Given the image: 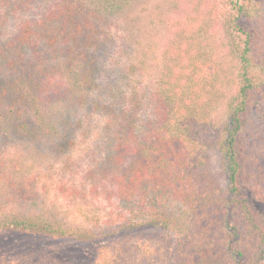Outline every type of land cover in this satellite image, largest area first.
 <instances>
[{"label": "trees", "instance_id": "1", "mask_svg": "<svg viewBox=\"0 0 264 264\" xmlns=\"http://www.w3.org/2000/svg\"><path fill=\"white\" fill-rule=\"evenodd\" d=\"M263 10L264 0H183L178 5L182 14L172 24L163 61H157L160 80L149 92L152 113H143L142 126L134 129L141 101L133 95L136 110L132 107L124 118L130 127L123 130L126 124L121 125L109 161L97 169L103 179H113L119 220L106 221L102 228L95 220L90 228L73 229L53 225L40 214H2L0 234H46L96 244L91 259L77 258L75 253L68 264H152L169 253L173 264H264V215L248 194L242 157V131L251 98L258 93L264 96V78L259 83L252 74L253 55L263 38L258 28ZM80 14L84 11L77 0H61L50 14L34 24L22 23L12 39L3 40L0 65L14 68L26 62L32 67L26 80L5 91L14 104L3 103L9 106L7 112L0 110V122L5 117L14 122L11 113L25 114L24 123L33 122L32 129L43 132L46 125V133L57 142V123L69 111L62 105L70 103L73 109L85 105L93 85L91 70L82 62L93 44L85 36L88 23ZM218 32L223 35L222 46L219 41L212 43ZM77 43L81 50L73 53ZM129 69L142 72L146 68L138 62ZM52 73L64 80H54ZM232 80L233 94L228 97L224 85ZM54 81L57 87L52 86L51 95L64 102L47 104L50 101L38 96L31 99L34 103L28 101L33 86ZM223 99H228L225 129L211 134L210 123ZM204 134L215 142L213 147L221 156L225 187L201 167L207 153ZM111 167L116 174L110 173ZM15 258L19 259L18 253ZM30 264L47 262L40 256Z\"/></svg>", "mask_w": 264, "mask_h": 264}, {"label": "rangeland", "instance_id": "2", "mask_svg": "<svg viewBox=\"0 0 264 264\" xmlns=\"http://www.w3.org/2000/svg\"><path fill=\"white\" fill-rule=\"evenodd\" d=\"M60 1L0 0V46L4 45L3 40L12 39L22 23L38 22L50 14ZM182 1L77 0L84 11L79 18L88 23V27L84 29L85 36H89L88 40L93 44L87 47L82 62L91 70L93 87L89 90L90 95L86 97L85 105H76L74 109L70 108V103L67 106L62 105L69 111H66L64 119L57 123L56 129L60 130L57 142L49 137L51 133H46V125L42 128L43 132L32 129L33 122L24 123L25 114L20 116L11 113L14 122L7 117L4 122H0V197L4 202L0 205V216L4 214L24 217L40 214L53 225L59 223L73 229L90 228L95 224V220L101 228L108 225L106 221L119 220L120 209L113 193V179L108 176L103 179L97 174V169L110 157V147L117 139L121 125L126 124L122 125L123 130L130 127L129 121L124 118L129 116L126 112L132 107L136 110L133 95L138 96L141 101L137 107L139 115L134 122V129L139 130L142 126L143 113H152L153 109L148 101L149 92L153 88L151 85L154 86L161 76L157 61H163L164 50L171 43L172 24L182 14L177 11ZM217 26L221 25L217 23ZM258 26L263 38L259 52L253 55L255 58L252 62V74L257 76V82L260 83L264 78V13ZM224 34L230 36L225 32ZM221 36L222 32H218L212 43L218 45L219 41L221 45ZM75 48L73 53L80 52L81 46L78 43ZM216 51L221 54L220 48H216ZM138 62L146 69L142 72L135 69L132 72L129 67L132 64L138 65ZM32 65L37 66L36 62ZM31 67V64L26 62L14 68L0 65L1 111H8L9 104L4 107L3 103L14 104L7 100L9 88L26 80ZM52 76L56 74L52 73ZM61 77L64 78L63 75ZM53 79L64 80L60 79L59 75ZM234 84L232 80L224 85L228 97L233 94L231 91ZM39 85L40 87L33 86V91L28 96L29 102L38 97L50 101L47 104L57 100L64 102L51 95H54L50 90L52 86L57 87L55 81L47 86L46 82ZM110 88L114 90L110 91ZM263 97L258 93L251 98L252 105L246 117L245 129L242 131V157L246 172L244 179L249 180L248 194L252 201L255 200V206L260 209L262 215ZM227 100L220 102L219 109L223 108L222 112L219 110L216 118H212L210 125L214 129L211 134H221L225 129L227 117L224 108ZM17 108L26 111L25 107V110ZM10 124L14 127H9ZM132 133L134 134V131ZM204 136L207 153L206 162L201 167L225 187L227 179L221 156L213 147L215 142L211 141L207 134ZM66 142L68 146L65 145ZM120 163L121 159L115 168L120 166ZM113 169L114 167H111L110 173ZM112 174H116L115 171ZM33 236L14 231L0 234V264H30L38 261L40 256H45L47 264H68L75 253H78L77 258L91 259L96 248L94 243L75 242L64 239L66 237H51L46 234H42V237ZM17 253L19 259L15 258ZM172 258L173 255L169 253L158 263L152 264H173Z\"/></svg>", "mask_w": 264, "mask_h": 264}]
</instances>
